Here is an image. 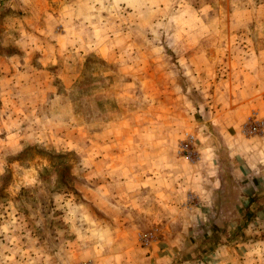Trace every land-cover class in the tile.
<instances>
[{
    "label": "rangeland",
    "instance_id": "1",
    "mask_svg": "<svg viewBox=\"0 0 264 264\" xmlns=\"http://www.w3.org/2000/svg\"><path fill=\"white\" fill-rule=\"evenodd\" d=\"M261 84L264 0H0V264L132 263L172 233L171 264L264 263L231 140L264 139Z\"/></svg>",
    "mask_w": 264,
    "mask_h": 264
},
{
    "label": "crops",
    "instance_id": "2",
    "mask_svg": "<svg viewBox=\"0 0 264 264\" xmlns=\"http://www.w3.org/2000/svg\"><path fill=\"white\" fill-rule=\"evenodd\" d=\"M67 27V26H66ZM72 28H76V26L69 25V32H74ZM75 33V32H74ZM260 89H256L255 93L251 96V99L256 102V105L264 107V84L260 85ZM251 100V102H252ZM249 101V100H247ZM246 106V105H245ZM245 109V108H243ZM248 109L241 111H234L231 113L233 116L231 129L236 130L237 126L242 123L244 116L247 114ZM231 140L233 143L242 144L245 147L239 150H235L236 154V172L243 177L246 182V187L250 189L259 188L264 185V139L254 138L250 141H241L238 139L236 135L231 136ZM216 171H214L215 173ZM210 175V172H208ZM212 180V179H211ZM215 180V179H214ZM210 184V183H209ZM211 186H216L215 183ZM210 189L208 187L205 188L200 194V203L210 205V195L208 192ZM173 212V211H172ZM177 215H175V218ZM172 231V228H171ZM174 235L165 234V240L158 241L153 239V235L151 234V244L147 248H141L140 250L135 249L131 246V262L132 263H86V264H171L170 259L168 258L167 252L169 251V247L166 242H168L167 237ZM171 238L169 237V240ZM122 240L113 241L109 248L116 253L114 257L118 258L120 256L124 257L127 254L130 257L129 252V244L127 241L123 239V243H125V252L123 250L122 253L120 251V243ZM134 241L131 239V242ZM175 246L176 240H173ZM259 247L254 244H234V243H217L215 247H213V251L210 254L211 263H197V264H264V263H245L248 261V256L255 259L257 252H259ZM246 251V252H245ZM242 252V255L239 253ZM111 255L108 254L106 258H110ZM245 258V259H244ZM245 260V262H244ZM247 260V261H246ZM185 264V263H184ZM188 264V263H187ZM196 264V263H193Z\"/></svg>",
    "mask_w": 264,
    "mask_h": 264
},
{
    "label": "built area",
    "instance_id": "3",
    "mask_svg": "<svg viewBox=\"0 0 264 264\" xmlns=\"http://www.w3.org/2000/svg\"><path fill=\"white\" fill-rule=\"evenodd\" d=\"M252 123H256L254 120H251L248 125L245 127V132L247 131V129H249L250 131H256V126L255 125H252ZM248 132V131H247ZM150 242V237L149 236H144L143 237V243L144 244H148Z\"/></svg>",
    "mask_w": 264,
    "mask_h": 264
}]
</instances>
